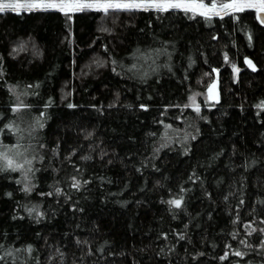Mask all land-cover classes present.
Segmentation results:
<instances>
[{"label": "trees", "instance_id": "trees-1", "mask_svg": "<svg viewBox=\"0 0 264 264\" xmlns=\"http://www.w3.org/2000/svg\"><path fill=\"white\" fill-rule=\"evenodd\" d=\"M256 17L0 13V264H264Z\"/></svg>", "mask_w": 264, "mask_h": 264}, {"label": "snow or ice", "instance_id": "snow-or-ice-1", "mask_svg": "<svg viewBox=\"0 0 264 264\" xmlns=\"http://www.w3.org/2000/svg\"><path fill=\"white\" fill-rule=\"evenodd\" d=\"M21 8L27 9H41L48 10L54 9L64 12L68 15L70 12L85 10V9H95L103 10L105 13L109 9L114 10H131V9H144L149 8L158 11H168L171 9H183L185 12H197L210 18L209 13L215 12L217 5L215 3L211 4V7H206L203 2H197V0H128V2H119V0H93L91 3H85L84 0H32V2L21 4L19 0H0V13L6 11L18 12ZM245 9H255L257 13V19L264 24V0H230L229 3L221 5V11L232 10L234 12H243ZM218 15L219 13L216 12ZM222 18V17H221ZM227 60V57H225ZM249 67L255 70V66L251 61H245ZM234 71H239L234 68ZM199 111V108L196 109ZM0 159L4 160V167H0V171L6 169H11L15 171L17 168H23L22 164H16L12 159H9L6 155L0 154ZM87 159V157H85ZM25 163L30 164L31 161H25ZM31 169H29L30 171ZM79 187L78 184L74 185ZM26 191L28 189H25ZM167 203L179 208L181 207L182 198L169 200ZM250 227V226H249ZM255 231V229H253ZM264 231V229H261ZM183 237H181L182 239ZM2 247V246H0ZM30 250V249H29ZM236 256H241L242 254L237 251L234 253ZM223 259V257H222Z\"/></svg>", "mask_w": 264, "mask_h": 264}, {"label": "rangeland", "instance_id": "rangeland-1", "mask_svg": "<svg viewBox=\"0 0 264 264\" xmlns=\"http://www.w3.org/2000/svg\"><path fill=\"white\" fill-rule=\"evenodd\" d=\"M19 2H20L21 4H24V3L32 2V0H19ZM57 2H59V0H57ZM84 2H85V3H91V2H93V0H84ZM119 2H128V0H119ZM138 2H139V0H138ZM197 2H203V3L206 5V7H211V4H213V3H215V4L217 5V8H216L215 12L209 13L210 18H213V17H224V16L229 15V14L237 13V12H234V11H232V10L221 11V5H222V4H225V3H229L230 0H197ZM39 10H41V9H27V8H21V9H19L18 12H14V11H11V12H14V13H21V12H32V11H39ZM48 10H54V9H48ZM85 10H95V9H85ZM109 10H110V9H109ZM131 10H144V9L141 8V9H131ZM147 10H155V9H151V8H149V9H147ZM169 10H180V11H184L183 9H171V8H170ZM245 10H253V11L255 12V14L257 15L255 9H245ZM245 10H244V11H245ZM80 11H82V10H78V11H74V12H80ZM99 11H100V10H99ZM101 11H103V10H101ZM74 12H70V13H74ZM184 12H185V11H184ZM216 12H218L219 14L217 15ZM63 13H64V12H63ZM187 13H189V14H191V15H194V16L205 17V16L200 15V14L198 13V11H197V12L189 11V12H187ZM234 68L238 69L237 67H233V69H234ZM233 69H232V70H233ZM233 73H234V74H238V72H237V71H234V70H233ZM202 100H203V102H205V103H207L208 101H210V102H217V95H216L214 92H212V91H211V92L208 91V92L202 97ZM192 106H193L194 108H197V106H198V100H196V98H194V97L192 98Z\"/></svg>", "mask_w": 264, "mask_h": 264}, {"label": "water", "instance_id": "water-1", "mask_svg": "<svg viewBox=\"0 0 264 264\" xmlns=\"http://www.w3.org/2000/svg\"><path fill=\"white\" fill-rule=\"evenodd\" d=\"M259 21V23L261 24V25H263L264 26V24H262L261 22H260V20H258ZM241 70L239 69V71H237V72H240Z\"/></svg>", "mask_w": 264, "mask_h": 264}, {"label": "flooded vegetation", "instance_id": "flooded-vegetation-1", "mask_svg": "<svg viewBox=\"0 0 264 264\" xmlns=\"http://www.w3.org/2000/svg\"><path fill=\"white\" fill-rule=\"evenodd\" d=\"M242 70V69H241ZM241 73V71L240 72H238V75Z\"/></svg>", "mask_w": 264, "mask_h": 264}]
</instances>
